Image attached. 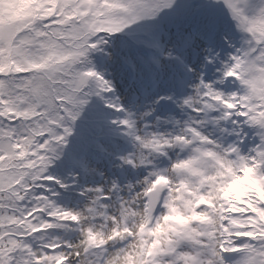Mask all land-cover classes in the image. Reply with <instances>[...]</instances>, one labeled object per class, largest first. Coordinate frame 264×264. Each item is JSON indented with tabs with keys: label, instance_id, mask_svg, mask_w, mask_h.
Returning <instances> with one entry per match:
<instances>
[{
	"label": "snow or ice",
	"instance_id": "snow-or-ice-1",
	"mask_svg": "<svg viewBox=\"0 0 264 264\" xmlns=\"http://www.w3.org/2000/svg\"><path fill=\"white\" fill-rule=\"evenodd\" d=\"M0 264H264V0H0Z\"/></svg>",
	"mask_w": 264,
	"mask_h": 264
}]
</instances>
